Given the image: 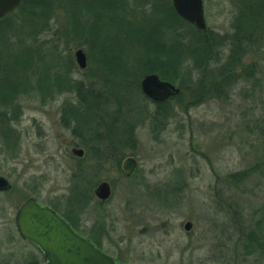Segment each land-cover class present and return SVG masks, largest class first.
I'll return each mask as SVG.
<instances>
[{
  "label": "rangeland",
  "instance_id": "rangeland-1",
  "mask_svg": "<svg viewBox=\"0 0 264 264\" xmlns=\"http://www.w3.org/2000/svg\"><path fill=\"white\" fill-rule=\"evenodd\" d=\"M75 1L81 0L56 1L50 24L37 40L55 47L61 69H68L73 80L105 93V73L90 60L97 55L90 46L89 24L98 19V44L112 38L109 30L104 35L112 0H97L98 12L89 13L90 18L83 9L73 17L74 7L84 8ZM149 1L125 0L128 7L144 11L143 17L153 18L165 16L162 4L172 3ZM238 1L204 0L206 25L217 36L208 69L195 68L191 56L180 55V75L168 81L180 86L181 93L169 97L163 113L157 102L137 99L108 118H98L102 145L87 139L84 126L77 137L73 124H63L60 109L74 101L73 92L18 96L19 115L7 123L9 131L0 126V175L12 184L0 192V264H44L42 254L20 237L14 222L16 209L31 195L73 215L86 236L94 234L102 249L122 262L264 264L262 241L247 243L250 232L259 237L264 228V42L256 39L245 45L246 53L234 69L222 67ZM157 3L162 7L152 12ZM194 29L178 28L185 46L193 45ZM165 34L173 40L174 29ZM78 48L86 53L85 69L75 61ZM133 53L136 48L129 65L135 63ZM124 119L131 129L123 126ZM96 146L114 148L113 159L93 160ZM72 147L82 148L83 156L73 155ZM128 156L139 166L132 176L121 168ZM104 180L112 192L100 200L94 188ZM188 221L191 227L185 230Z\"/></svg>",
  "mask_w": 264,
  "mask_h": 264
},
{
  "label": "trees",
  "instance_id": "trees-1",
  "mask_svg": "<svg viewBox=\"0 0 264 264\" xmlns=\"http://www.w3.org/2000/svg\"><path fill=\"white\" fill-rule=\"evenodd\" d=\"M56 1L22 0L14 11L0 18V126H6L7 131H9L7 123L15 119L21 111L17 101L21 94L40 93V95L51 96L55 93L73 92L75 99L62 105L60 118L64 125H74L75 136L79 137L80 127L84 126L88 134L87 139L99 144L103 125L97 124L98 118H108L119 106H127L128 103L132 104V101L137 99L144 101L149 99L140 87V81L146 74L157 73L162 79L175 80L174 78L180 75V55L182 54L193 58L195 68L208 69L205 66L208 64L209 51L214 47L217 36L215 38L209 30L202 32L181 18L174 10L171 1L170 3L162 2V6L166 7L165 16L153 18L143 17L144 11L137 12L135 5L128 7L125 0H112V13H108L107 20L104 21V35H107L109 30L112 38L98 44L99 33L95 30L99 28L98 23L95 25L98 19L89 24L92 37L90 46L97 55L90 57V60L105 73L101 82L106 94L100 89L85 85L80 80H73L68 69L65 71L61 69L60 55L57 54L55 47L52 50V47H45L43 41L37 40V35L44 32L45 27L50 24ZM75 2H80L84 8L74 7L72 11L76 13H71L73 17L81 9L86 10L88 18H90L89 13L98 12L97 0ZM108 2L111 3V0ZM149 2L154 3L151 0ZM161 7L158 3L154 4L152 12H156ZM126 13L130 17L126 16ZM233 24V32L229 35L232 43L227 61L222 63L225 71L236 67L235 65L241 60L240 56L246 53L245 45L252 44L256 39L264 42V0H239L238 12ZM182 25L195 28L192 32L193 45L185 46L181 43L183 34L178 28ZM170 28L174 29V37L171 41L165 34V31H170ZM99 30L101 31V27ZM229 37L220 38L223 41L228 39L230 42ZM134 48L137 52L133 53L135 63L129 65V55ZM100 56L103 58L101 59ZM218 60L217 56L215 61L218 62ZM169 103V99L157 103L158 111L163 113L161 109L167 107ZM154 113L157 114V110ZM11 116L14 118H8ZM163 116L168 118L165 112ZM122 124L127 129H131V123L129 127L127 120L124 119ZM94 129L97 130L94 131ZM4 136L9 144L10 134ZM113 149L110 147L108 150H102L96 146L91 153V158L98 161L100 159L111 161L115 154ZM76 187L79 191L80 186ZM79 192L88 198L82 189ZM72 199L74 198L69 200L71 204L75 201ZM64 216L77 231L84 234L77 227L73 215L64 212ZM248 236V244H256V240L262 241L264 248V228L258 233L259 237L252 232ZM87 237L102 248L94 234Z\"/></svg>",
  "mask_w": 264,
  "mask_h": 264
},
{
  "label": "water",
  "instance_id": "water-1",
  "mask_svg": "<svg viewBox=\"0 0 264 264\" xmlns=\"http://www.w3.org/2000/svg\"><path fill=\"white\" fill-rule=\"evenodd\" d=\"M21 1L0 0V18L15 10ZM172 5L180 17L200 31H206L204 0H172ZM75 61L79 68L87 67V56L82 48L75 51ZM140 87L143 94L154 102H162L181 91L179 86L160 78L157 73L146 74L140 81ZM70 151L77 157L84 154L79 147H72ZM121 168L126 176H131L137 170L138 163L134 157L128 156L122 161ZM11 187L9 179L0 175V191L9 190ZM111 192V186L105 180L94 188V194L100 200H107ZM14 220L20 237L37 247L44 256L45 264H138L120 262L109 255L87 236L76 231L53 208L41 204L34 196L20 204ZM184 227L188 230L191 221L186 222Z\"/></svg>",
  "mask_w": 264,
  "mask_h": 264
},
{
  "label": "flooded vegetation",
  "instance_id": "flooded-vegetation-1",
  "mask_svg": "<svg viewBox=\"0 0 264 264\" xmlns=\"http://www.w3.org/2000/svg\"><path fill=\"white\" fill-rule=\"evenodd\" d=\"M207 30H209L211 33H213V31L211 30V29H209L208 27H207V29H206V31L205 32H207ZM214 46V45H213ZM180 87V86H179ZM181 88V87H180ZM181 91H182V88H181ZM181 91L177 94V95H175V96H178L180 93H181ZM132 157V156H131ZM138 168H139V166H138ZM138 168H137V170L135 171V173L138 171ZM135 173H133L132 175H134ZM131 175V176H132ZM11 189V188H10ZM6 191H8V190H6ZM0 192H4V191H0ZM31 196H34V197H36L37 199H38V201L41 203V204H44V205H48V206H50L51 208H53L57 213H59L63 218H65L66 220H67V218L64 216V212L62 211H59L56 207H54L53 205H50V204H48V203H44L39 197H37L36 195H31ZM30 197V196H29ZM28 198V197H27ZM26 198V199H27ZM20 206V205H19ZM17 210V209H16ZM16 212V211H15ZM14 216H15V214H14ZM68 221V220H67ZM14 222H15V220H14ZM17 230V229H16ZM18 232V231H17ZM19 234V233H18ZM23 239V238H22ZM23 240H25V239H23ZM26 241H28V240H26ZM28 242H30V241H28ZM31 243V242H30ZM39 251V250H38ZM40 252V251H39ZM41 253V252H40ZM42 254V253H41ZM42 256H43V254H42ZM117 259V258H116ZM120 261V260H119ZM121 262V261H120ZM43 263L45 264V260H44V256H43Z\"/></svg>",
  "mask_w": 264,
  "mask_h": 264
}]
</instances>
